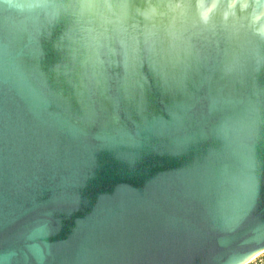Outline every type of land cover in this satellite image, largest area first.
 I'll return each instance as SVG.
<instances>
[{
	"label": "water",
	"instance_id": "obj_1",
	"mask_svg": "<svg viewBox=\"0 0 264 264\" xmlns=\"http://www.w3.org/2000/svg\"><path fill=\"white\" fill-rule=\"evenodd\" d=\"M263 250L264 0H0V264Z\"/></svg>",
	"mask_w": 264,
	"mask_h": 264
},
{
	"label": "rangeland",
	"instance_id": "obj_2",
	"mask_svg": "<svg viewBox=\"0 0 264 264\" xmlns=\"http://www.w3.org/2000/svg\"><path fill=\"white\" fill-rule=\"evenodd\" d=\"M257 263H264V253L254 261L250 262V264H257Z\"/></svg>",
	"mask_w": 264,
	"mask_h": 264
},
{
	"label": "bare ground",
	"instance_id": "obj_3",
	"mask_svg": "<svg viewBox=\"0 0 264 264\" xmlns=\"http://www.w3.org/2000/svg\"><path fill=\"white\" fill-rule=\"evenodd\" d=\"M263 253H264V250L261 251V252H259V253H257L255 256H253L251 259H249L245 264H248V263L254 261V260L257 259L258 257H260Z\"/></svg>",
	"mask_w": 264,
	"mask_h": 264
},
{
	"label": "trees",
	"instance_id": "obj_4",
	"mask_svg": "<svg viewBox=\"0 0 264 264\" xmlns=\"http://www.w3.org/2000/svg\"><path fill=\"white\" fill-rule=\"evenodd\" d=\"M257 264H264V263H257Z\"/></svg>",
	"mask_w": 264,
	"mask_h": 264
}]
</instances>
